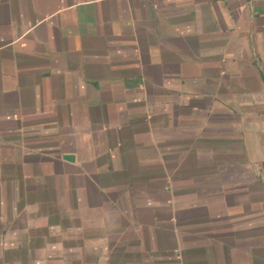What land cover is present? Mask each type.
Returning a JSON list of instances; mask_svg holds the SVG:
<instances>
[{
    "label": "crops",
    "instance_id": "obj_1",
    "mask_svg": "<svg viewBox=\"0 0 264 264\" xmlns=\"http://www.w3.org/2000/svg\"><path fill=\"white\" fill-rule=\"evenodd\" d=\"M0 264H264V0H0Z\"/></svg>",
    "mask_w": 264,
    "mask_h": 264
},
{
    "label": "water",
    "instance_id": "obj_2",
    "mask_svg": "<svg viewBox=\"0 0 264 264\" xmlns=\"http://www.w3.org/2000/svg\"><path fill=\"white\" fill-rule=\"evenodd\" d=\"M64 157H65V159H67V160H73V159H74V155H73V154H67V155H65Z\"/></svg>",
    "mask_w": 264,
    "mask_h": 264
}]
</instances>
